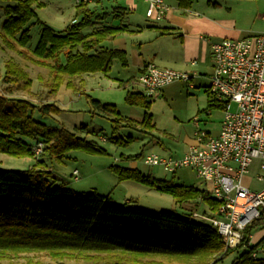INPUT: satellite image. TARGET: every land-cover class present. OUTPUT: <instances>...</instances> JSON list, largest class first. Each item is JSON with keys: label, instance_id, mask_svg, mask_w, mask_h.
I'll use <instances>...</instances> for the list:
<instances>
[{"label": "trees", "instance_id": "trees-1", "mask_svg": "<svg viewBox=\"0 0 264 264\" xmlns=\"http://www.w3.org/2000/svg\"><path fill=\"white\" fill-rule=\"evenodd\" d=\"M8 5L3 9L2 39L10 48H28L31 43L30 23L38 17L37 10L44 6L39 0H1ZM182 9L191 7L193 0H177ZM83 18L64 33L43 25L40 41L32 50L35 64L50 71L47 83L50 93L57 94L62 87L84 94L86 76L109 74L116 61L127 66V54L106 48L128 27H114L107 22H94L88 5L78 6ZM118 10V9H117ZM2 10H0V14ZM110 14L98 16L107 19ZM98 19V21H99ZM91 28L90 32H85ZM6 85L0 94V152L16 157L33 159V147L45 146L40 159L27 171L0 169V264H16L25 258V264H67L73 261L96 264H220L233 252L240 253L233 264H264L257 256L264 250V239L248 246L252 232L264 229V217L245 232L243 245L226 250L218 231L212 224L176 212L154 214L126 205H118L97 193L79 194L57 185L51 170L73 151L105 154L95 142L78 137L66 129H53L35 119L56 113L53 104L39 107L30 100L14 98V90L30 92L33 81L18 63L5 64ZM127 83H136L135 79ZM123 86V85H122ZM212 97V96H211ZM126 101L131 106L150 108L146 96L130 92ZM101 115L115 118L114 123L146 125L155 128L152 116L142 123L122 117L113 105L92 101ZM216 106L213 97L209 108ZM118 139H112L114 143ZM34 160V159H33ZM121 181H133L159 192L171 195L181 206L202 201L210 214L218 203L205 190L178 186L173 182L152 179L138 169L114 168ZM131 203V202H130ZM198 213V212H197ZM43 258H48L46 263Z\"/></svg>", "mask_w": 264, "mask_h": 264}, {"label": "rangeland", "instance_id": "rangeland-1", "mask_svg": "<svg viewBox=\"0 0 264 264\" xmlns=\"http://www.w3.org/2000/svg\"><path fill=\"white\" fill-rule=\"evenodd\" d=\"M104 1L108 8L125 3L124 0H113L112 3H110L111 0ZM165 1L172 11L178 9L177 0ZM194 1V6L199 5V7L206 8L207 0ZM39 2L44 6L37 10L38 17L29 25L31 36L29 47L16 46L12 49L4 44L1 36L5 20L3 9L8 3L0 0V10H2L0 14V94H4L6 88L3 82L5 64L9 60H13L24 68L31 77L33 85L30 92L14 90L12 97L30 100L39 107L47 104L56 105L59 108L58 112L46 116L37 112L35 119L49 128L66 129L82 139L95 142L97 146L106 151L105 154L73 151L63 162L50 165L53 167L51 170L54 176L58 179L57 185L65 186L79 194L97 193L115 204H130V206L154 214L161 212H176L181 215L192 212L202 214L208 210L202 201H194L181 206L169 194L133 181H121L113 169H138L152 179L173 182L178 186L212 191V185L198 178L191 169H182L176 174H171L162 167H149L144 163L146 157L151 154L183 156L189 150L196 131L193 120L199 115H203V121L207 122L206 125H202L205 130L214 136L219 133L224 116L223 109L212 108L210 117L204 114L205 111L210 110L209 101L212 98L209 92L210 76L214 65L211 54L208 53V65L202 68L199 73L200 77L192 79L189 84L175 81L159 92L157 99L149 98L148 92L139 82L127 83L137 77L138 73L134 67L126 68L119 61L114 63L111 72L107 75L97 73L86 76L84 94L62 87L57 94L53 95L47 84L51 78L50 71L35 64L32 50L40 41L43 25L51 27L58 33H64L72 26L75 19L81 20L83 14H79L78 6L74 0H39ZM138 4L139 9L135 11L129 9L123 17L114 15L109 22L116 27L127 25L134 31L141 29L139 33H127L123 36L128 39L131 63H134V59L140 58L147 62L153 60L161 42H158L160 31L150 27H163L165 24V22L155 23L149 20L147 18L148 6L144 1ZM89 9L96 11L94 6H90ZM94 20L98 21V18ZM101 21L103 20L101 19ZM90 31L91 28L85 30V32ZM104 46L111 48L112 44L107 42ZM156 64L160 68L167 69L159 62ZM189 74L193 76L191 73ZM130 92L144 94L147 103L151 104L150 108L145 109L128 104L126 98ZM92 101H99L103 105H113L122 117L138 123H142L146 115H150L155 128H148L142 124L132 126L127 122L114 123L115 118L98 113ZM112 139H118V143L112 142ZM33 159L16 158L0 152V169L27 171L34 165L35 159ZM261 163L262 161L256 160L250 169L249 176L255 180L253 190L260 186L256 179L260 174ZM75 171L80 174L79 180L74 177ZM261 230L264 229L257 228L254 233L257 234ZM239 254L233 252L220 264H233ZM259 255L264 258L263 248L259 249ZM43 260L46 263L50 262L48 258H43ZM25 262L26 259L21 258L16 261V264H25ZM67 264L96 263L73 261Z\"/></svg>", "mask_w": 264, "mask_h": 264}, {"label": "built area", "instance_id": "built-area-1", "mask_svg": "<svg viewBox=\"0 0 264 264\" xmlns=\"http://www.w3.org/2000/svg\"><path fill=\"white\" fill-rule=\"evenodd\" d=\"M77 6L95 0H74ZM147 6V18L154 22L165 21L171 8L164 0H141ZM264 19V17H263ZM79 21L75 19L73 25ZM213 73L209 92L217 108L223 109V120L217 135L203 128V115L193 120L196 129L193 144L181 157L151 154L144 163L149 167H162L176 174L191 169L197 177L212 185L208 191L218 203L210 214L194 213V217L213 225L222 237L226 250L243 245L245 232L264 217V186L251 190L244 183L256 160L262 161L257 180L264 185V33L240 40L226 39L212 45ZM172 69L148 64L139 77L140 85L149 98L175 81L190 83L198 77ZM212 115L211 109L204 112ZM45 146L38 142L33 147V158L38 160ZM79 180L80 174L74 172ZM250 246V243L249 245ZM257 253L253 255L257 259Z\"/></svg>", "mask_w": 264, "mask_h": 264}, {"label": "crops", "instance_id": "crops-1", "mask_svg": "<svg viewBox=\"0 0 264 264\" xmlns=\"http://www.w3.org/2000/svg\"><path fill=\"white\" fill-rule=\"evenodd\" d=\"M124 2L122 5L108 8L104 0H95L88 4V8L90 6L96 8L95 12L90 9L93 12V19L110 14L106 22L112 26L109 22L114 15L123 17L129 9L132 11L139 9L138 3L141 0H124ZM194 3L193 0L188 9H182L179 6L176 11L171 9L167 19L162 21L165 22L163 27H150L160 31L158 42H161L157 47L155 57L151 61L147 62L140 58L134 59V63H131L128 39L123 36L127 33H139L141 29L134 31L126 25L128 30L116 40L109 42L112 44L111 49L121 50L127 54L126 68L134 67L136 69L138 76L133 78L136 82H139V77L144 68L150 63L157 65L156 62L162 64L164 68L191 74L197 73L200 77V71L208 65V53L211 54L214 61L212 52L214 43L226 39L240 40L264 33V0H207L206 8L199 7V5L194 6ZM218 11L221 13H216ZM78 21L81 20L78 19ZM97 22L104 23L105 21L99 19ZM72 26H74L73 23ZM192 144L193 139L189 146ZM254 181L249 175L244 179L245 185L251 190H253ZM256 181L260 184V188L258 187L254 191L260 190L264 186L257 179ZM255 231L256 229L251 235V246L257 245L264 239V230L257 234L254 233ZM257 255L260 257L259 252Z\"/></svg>", "mask_w": 264, "mask_h": 264}]
</instances>
